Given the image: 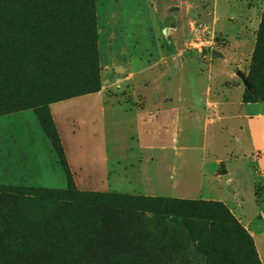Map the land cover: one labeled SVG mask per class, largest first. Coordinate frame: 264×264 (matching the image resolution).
I'll return each mask as SVG.
<instances>
[{"label":"rangeland","instance_id":"obj_1","mask_svg":"<svg viewBox=\"0 0 264 264\" xmlns=\"http://www.w3.org/2000/svg\"><path fill=\"white\" fill-rule=\"evenodd\" d=\"M263 1L71 0L92 15V22L67 36L57 37L51 30L55 47L47 50V58L40 53L46 34L37 31L43 41L13 35L6 52L0 47V141L9 146L5 149L0 142V190L66 188L49 136L39 124L35 141L44 149H35L37 165H22L25 158L13 150L12 132L16 145H23L26 130L20 114L13 113H40L50 122L76 190L221 202L253 246L255 236L264 264V237L255 235L261 211L264 216V171L248 154L244 138L233 142L241 121L231 118L235 106H224L218 117L210 109L218 91L230 88L225 93L237 96L248 114H264V101H242ZM4 2L0 24L9 9L33 5L32 0H12L11 6ZM227 55L236 59L224 61ZM213 62L215 77L210 73ZM69 92L82 94L62 98ZM67 100L52 108L57 129L49 105ZM159 102L168 107L157 119L159 108L149 107ZM11 114L13 124L6 127ZM168 124L175 132L169 140L160 138ZM140 132L149 133L143 136L151 145H142ZM162 139L171 145L157 147ZM231 152L247 157L215 159L224 160ZM190 195L194 197H186ZM55 205L39 208L31 196L0 191V264H35V224L53 216L60 206ZM194 225L204 236L205 225ZM126 229L135 236L114 246L117 259L111 264H212L209 253L194 248L180 220L143 214ZM234 247L232 240L224 246ZM254 251L261 264L255 246ZM235 254L234 264H252Z\"/></svg>","mask_w":264,"mask_h":264},{"label":"trees","instance_id":"obj_2","mask_svg":"<svg viewBox=\"0 0 264 264\" xmlns=\"http://www.w3.org/2000/svg\"><path fill=\"white\" fill-rule=\"evenodd\" d=\"M0 1H5L4 3L10 6L13 4L12 0ZM32 1L33 5L22 9L11 8L5 13L7 16H3L7 20L4 19L3 24H0L2 52L11 47L13 35L20 33L43 41L42 37L37 35V31H41L47 37L40 53L47 58V50L55 47V42L49 39L51 35L48 33L51 30L57 37L67 36L72 35L79 25L87 28L92 22V15L85 13L78 5L72 6L71 0ZM20 18L22 23L17 24ZM40 19H43V24ZM26 20H30V23L26 24ZM49 20L55 23L54 28H51ZM62 56L64 55H60ZM245 84L242 92L244 103L264 101V1ZM97 90L95 88L87 92ZM80 94L82 92H69L62 98ZM35 115L40 129L49 136L65 175L66 188L57 191L0 190L14 193L15 197L31 196L35 198L39 208L48 204L60 205L53 216L48 219L41 218L35 224L36 230L32 238L35 250L31 254L35 264H111L117 259V255L112 252L114 246L128 237L135 236L126 228L143 214L180 220L189 230L194 248L209 253L212 256V264H234L232 260L237 258L236 252L251 259L252 264H259L250 236L221 202L76 190L71 184L68 167L61 160L63 151L52 134L49 120L40 113ZM194 221L205 225L204 236L194 228ZM231 240L235 247L225 249L224 246Z\"/></svg>","mask_w":264,"mask_h":264},{"label":"crops","instance_id":"obj_3","mask_svg":"<svg viewBox=\"0 0 264 264\" xmlns=\"http://www.w3.org/2000/svg\"><path fill=\"white\" fill-rule=\"evenodd\" d=\"M227 58L236 59V56L229 55V57H228V55H227V56L224 57V61H227ZM215 64L216 63L213 62L212 65H211L210 73L212 72V74H211V75H213L212 77H215V75L213 74V72H214L213 67H214ZM214 80H215V78H214ZM226 89H230V88H223V89L218 91L219 92L218 93L219 96L217 98V101L213 102L214 106L212 108H210V109H213V111H212L213 117L214 116L218 117L219 114H222V112H223L222 109H223L224 106H226V108H231V110H232V106H235V109L233 108V110H235V113H234L233 117H231V118H234L235 120H238V121L241 120V121L238 122V124L236 126L237 127V130H236V134L237 135L235 134L234 136H232L233 142L237 143L238 140L240 141V138H244L245 139L246 144L248 145V148L250 150V152L248 154L250 156H253V158L255 160L254 161L255 165L262 172V171H264V114H253V115L252 114H248L246 112L245 106L240 102V100H238L237 96L232 97L230 95H227L225 93ZM237 95L239 97V93ZM72 100H75V99H72ZM68 101H70V100H67V101H64V102H61V103H54V104L49 105L51 119L53 120V122H54L55 126L57 127V129H58V124H57V121H56V119H55V117L53 115L52 108H53V106H56V105H59V104H62V103L68 102ZM90 103H92L94 105L96 104V102H90ZM108 105L109 106H115L116 108H118L117 105L112 104V103H108ZM156 106L159 108V110H156L157 111V119H158V117H160L161 114H162V113H160V111H163L164 108L168 107V106H165L163 103L159 102V103H156L155 105H150L149 108H156ZM231 110L227 111L229 113V115L231 114ZM136 113H138L140 115V121L143 122L142 119H141V112L140 113L136 112ZM13 114H16V116L18 114H20V115H18V117L22 118L21 119L22 125L26 126L25 143L23 145L21 143L16 145L18 138H17V135H15V131L12 132L14 140H15L14 145H13V150L16 153H20L25 158L22 161V165L27 166V164H32V163L34 165H37V159H35V156L37 155V151L35 149L40 147L42 149V151H43L44 148L41 145V142L37 141L38 137H39V133L37 131L38 130L37 129L38 123H37L36 117H35V115L33 114L32 111H21V112H16V113H13ZM13 114L7 116L8 119L5 121V126L6 127H8L10 124H13V123L9 122V118L13 117L12 116ZM211 120H209V121H211ZM149 123H152V122H149ZM165 130L166 129H164V127H162V132L164 131V133H159L158 136L160 138L161 137H165V138H167V140H169V136L171 135L172 132L173 133L175 132V129H173L169 125L168 130H166V131ZM74 133H75V131H71V135H73ZM137 135H138V137L140 136L139 139H140V142L142 143V145H145V144L146 145H151L149 140H147L148 138H146V136H150L149 133L144 132L142 134L140 132V134L137 133ZM143 135H146V136H143ZM36 137H37V140L35 141ZM164 142H166V141H164L162 139L161 142L159 143V145H157V147H161V145ZM1 144L3 146H5V149H9V146L6 143L4 144V143L1 142ZM166 145L170 146L171 145L170 141H169V143L167 141ZM22 146H24L25 149H23ZM152 147H154V146H152ZM63 150H64V145H63ZM47 155L49 156V154H47ZM230 155L231 156H242V157L244 156V157H247V156H245L243 154H240V153H238V154L235 153L234 154V153L231 152V153H229V155H227V158H225L224 160H221V159H218V158H215V159L217 161H225V160H227L229 158ZM46 158H45V156H43L42 160H45ZM231 160H234V159L232 158ZM70 169L73 170L74 172L82 170V169H79V168L78 169L70 168ZM262 176H263L262 179L264 181V173L263 172H262ZM58 178H60L63 181V178H62L61 174H59ZM186 197L193 198L194 196L190 195V196H186ZM260 214H261L260 215V220H259V222H257L258 224H257V230L255 232V235H258L259 237L260 236L264 237V226H262V220L264 218L263 212L261 211ZM253 242H254V246L256 248L259 260H260L261 264H263V260L261 259L260 255H259V252H258L257 243L255 241V236L253 238Z\"/></svg>","mask_w":264,"mask_h":264}]
</instances>
